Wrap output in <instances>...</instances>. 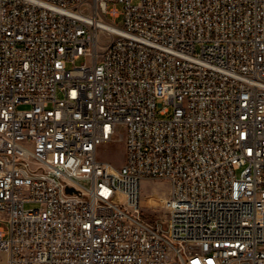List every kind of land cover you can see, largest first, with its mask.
Instances as JSON below:
<instances>
[{
    "label": "built area",
    "instance_id": "1",
    "mask_svg": "<svg viewBox=\"0 0 264 264\" xmlns=\"http://www.w3.org/2000/svg\"><path fill=\"white\" fill-rule=\"evenodd\" d=\"M0 264H264V0H0Z\"/></svg>",
    "mask_w": 264,
    "mask_h": 264
},
{
    "label": "rangeland",
    "instance_id": "2",
    "mask_svg": "<svg viewBox=\"0 0 264 264\" xmlns=\"http://www.w3.org/2000/svg\"><path fill=\"white\" fill-rule=\"evenodd\" d=\"M81 63V60L78 61ZM99 158L107 160L117 167L125 163L126 150L123 142L107 143L99 146ZM169 186L165 180L147 179L141 183L142 216L148 220H155L159 216H167L161 207L162 198L168 192ZM149 198H152L149 201ZM36 204L27 203L26 207H35Z\"/></svg>",
    "mask_w": 264,
    "mask_h": 264
},
{
    "label": "water",
    "instance_id": "3",
    "mask_svg": "<svg viewBox=\"0 0 264 264\" xmlns=\"http://www.w3.org/2000/svg\"><path fill=\"white\" fill-rule=\"evenodd\" d=\"M67 190H68V191H72V190H73V188H70V187H69Z\"/></svg>",
    "mask_w": 264,
    "mask_h": 264
},
{
    "label": "bare ground",
    "instance_id": "4",
    "mask_svg": "<svg viewBox=\"0 0 264 264\" xmlns=\"http://www.w3.org/2000/svg\"><path fill=\"white\" fill-rule=\"evenodd\" d=\"M152 198H149V201H151Z\"/></svg>",
    "mask_w": 264,
    "mask_h": 264
}]
</instances>
